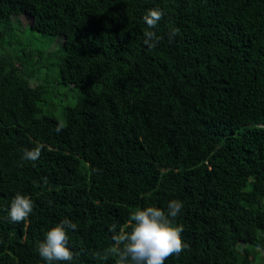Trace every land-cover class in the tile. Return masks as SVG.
I'll return each instance as SVG.
<instances>
[{"label": "trees", "instance_id": "1", "mask_svg": "<svg viewBox=\"0 0 264 264\" xmlns=\"http://www.w3.org/2000/svg\"><path fill=\"white\" fill-rule=\"evenodd\" d=\"M21 15L25 36L63 38L46 58L33 40L0 52V264H46L37 246L65 218L74 264H117L111 227L173 199L189 247L165 264H264V0H0V47ZM49 71L84 94L62 120L45 113ZM17 193L26 222L8 215Z\"/></svg>", "mask_w": 264, "mask_h": 264}, {"label": "clouds", "instance_id": "2", "mask_svg": "<svg viewBox=\"0 0 264 264\" xmlns=\"http://www.w3.org/2000/svg\"><path fill=\"white\" fill-rule=\"evenodd\" d=\"M164 13L158 8L149 9L143 16L147 25L144 30L143 43L149 48H156L162 39L155 29L163 19ZM179 34V29L172 27L167 33L171 42ZM63 124L58 123L56 132L63 129ZM42 152V147L37 146L31 150H25L23 159L37 161ZM47 184V178H44ZM183 202L173 199L168 202L167 208L149 206L137 209L130 215V228L113 225L110 231L113 233V244L105 249L104 258L118 257L117 264H165L173 257L179 256L189 246L182 237L183 225H174L175 218L183 209ZM34 203L29 196L17 193L11 201L9 218L13 223L26 222L33 212ZM78 225L65 218L46 233V238L37 246L39 256L46 264H74L75 255L69 247V231L77 230ZM239 248V245H238ZM242 251V249H240ZM257 251L264 249L257 248Z\"/></svg>", "mask_w": 264, "mask_h": 264}, {"label": "rangeland", "instance_id": "3", "mask_svg": "<svg viewBox=\"0 0 264 264\" xmlns=\"http://www.w3.org/2000/svg\"><path fill=\"white\" fill-rule=\"evenodd\" d=\"M11 25H12V31L5 34L4 38H10L12 43L3 45V47H0V52L3 51V53H10L13 54V52L23 50L28 51L27 49V42L33 40L36 46L39 47V49H43L44 54L43 58L47 57V54L50 52H53L55 50H59L61 47L62 38L63 35H57V36H48V35H40V34H34L31 36L28 33L25 36L26 28L30 24V18L27 15H21L17 18L11 19ZM20 23H19V22ZM3 23H0V30L2 27H4ZM1 37V36H0ZM1 40V38H0ZM18 66L22 68V64L18 63ZM23 70V69H22ZM44 70V69H42ZM25 71V70H24ZM50 84L45 87L46 91V102L49 106L45 107V113H51L59 120H62V111L64 108L70 106H74L77 102V100H80L84 97V94L80 93L76 88H74L72 85H65L61 83L60 78L58 77V74L56 71H49ZM38 79L35 78L31 81V85L35 86L37 85ZM258 191V190H257ZM261 203L264 207V196L261 197ZM246 239H243V242H245ZM243 242H240V246L243 247L245 244ZM248 257L250 259V262L253 261V257L248 254ZM262 262L264 263V251H263V257Z\"/></svg>", "mask_w": 264, "mask_h": 264}]
</instances>
